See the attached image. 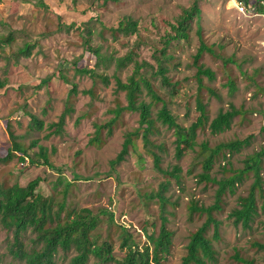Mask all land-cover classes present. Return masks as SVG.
I'll use <instances>...</instances> for the list:
<instances>
[{"label": "rangeland", "instance_id": "rangeland-1", "mask_svg": "<svg viewBox=\"0 0 264 264\" xmlns=\"http://www.w3.org/2000/svg\"><path fill=\"white\" fill-rule=\"evenodd\" d=\"M193 1L0 0V78L7 83L0 90V184L27 186L40 178L37 193L59 202L64 184L72 183L63 218L82 209L113 213L115 225L101 215L96 233L113 244L116 258L124 255L118 226L128 228L142 246L146 243L142 230L157 235L164 215L173 236L163 264H182L190 235L205 220L191 214L190 206H212L218 189L213 181L200 180L199 145L213 148L223 142L248 141L239 153L215 161L210 179L217 181L245 169L247 160L264 148V14L255 9L264 0H198L200 16L192 20L186 39L174 41L171 26ZM127 24H135L136 30L124 31ZM198 27L214 50L200 60L215 73L212 82L203 79L202 91L193 66L200 44ZM8 39L11 43H4ZM26 44L33 46L28 56L21 53ZM89 47L102 50L101 62ZM163 52L170 88L152 75L158 68L156 59L165 60ZM127 56L132 62L118 68L116 62ZM134 63L149 65L142 73L180 125L189 127L196 121L198 99L205 105L207 123L197 131L193 149L179 160L173 130L157 121L148 146L140 135L124 161L112 164L126 135L140 126L139 113H122L111 124L116 108L127 106L116 79L127 83ZM86 69L106 77L108 84L80 73ZM140 101L151 103L145 90ZM231 107L240 111L231 127L212 134L209 123ZM160 109V104L153 105V118ZM64 113V128L57 132ZM31 115L43 122L41 129L32 126ZM11 131L32 157L45 151L52 166L31 164L28 158L23 162L20 155L2 161L13 148ZM261 175L264 180V158ZM254 182V173H246L235 192L223 197L221 210L215 212L221 240L214 243L216 258L208 264H264V197L258 196V214L249 228L231 217ZM158 194L167 200L164 207ZM213 234L214 227L209 236ZM11 239L12 234L0 227L3 264H26L9 254ZM27 243L32 246L30 239ZM75 255L61 251L57 264H70ZM95 263L93 257L89 264Z\"/></svg>", "mask_w": 264, "mask_h": 264}, {"label": "trees", "instance_id": "trees-1", "mask_svg": "<svg viewBox=\"0 0 264 264\" xmlns=\"http://www.w3.org/2000/svg\"><path fill=\"white\" fill-rule=\"evenodd\" d=\"M255 9L258 11L257 13L264 14V4H259L258 8ZM200 14L201 10L198 0H194L189 8H184L176 23L171 26V31L174 34L173 40L186 39L192 20L194 17L200 16ZM123 30L128 33L134 32L136 25L127 24ZM197 34L200 44L193 58V66L196 69L195 77L198 81V89L202 91L205 88L202 85L203 79L212 82L215 80V73L210 68L201 64L200 60L205 53L214 54V50L204 42L200 27L197 29ZM11 41L12 39H8L4 43L10 44ZM32 47L31 44H26L21 53L28 56L31 53ZM89 49L98 62L103 60L101 49L93 47H89ZM164 53L161 57L165 59ZM1 56L0 50V59ZM159 58L156 59L158 68L155 74L152 73V75L160 77L162 85L170 88L172 86L167 78L168 71L164 67L166 59L163 61ZM129 62H132L131 56L119 59L116 63L118 68H123ZM134 65V72L127 80V83L123 84L120 80L116 79L117 89L126 94L127 106L116 108L114 111L116 116L111 121V124L116 122L122 113H139L140 126L134 132L126 135L122 150L112 164L116 166L124 161L125 156L133 146L134 138L141 135L144 144L148 146L151 143L150 134L153 133V128L157 121L167 126L168 129L173 130L175 136V155L176 159L179 160L188 150L193 149L197 131L207 123L208 117L205 105L201 99H198L196 105L199 116L196 121L189 127L180 125L172 113H170L167 105L158 97L146 75L142 73V70L149 67V65L139 63H134ZM80 73L91 77L93 80H101L106 84L109 82L106 77L99 75L94 70L86 69L80 71ZM228 84L232 85V82ZM6 87V81H2L0 78V90ZM143 90L146 91V95L151 101L150 104L140 101ZM207 92L211 97H216L213 91L208 90ZM158 104L161 105V109L156 113V117L153 118V105ZM239 113L240 111L234 107H231L226 112L220 111L209 123L208 128L210 132L212 134H219L229 129L234 117ZM66 116L67 114L64 113L56 124L57 132L63 130ZM31 117L32 126L41 129L43 122L35 115H31ZM100 129L101 127H98L96 131L98 136ZM140 131H142L141 134ZM10 135L13 148L2 158V161L10 162L14 157L20 155L19 158L23 162L28 158L31 164L52 166L45 151H40L37 157H32L21 145L18 136L12 131ZM98 136L96 137L97 141H99ZM247 143V140H233L220 143L213 148H210L207 143L199 145L198 153L201 158L202 167L200 180H211L217 184L218 189L216 191L215 203L212 206L197 207L194 204L190 206L191 214L198 213L199 215H203L205 216V220L190 235L187 253L182 259V264H208L215 260L217 251L214 243L221 240V223L215 217V212L221 210L223 197L228 192L234 193L237 184L242 182L245 174L251 171L254 173L255 182L251 186L248 196L240 198V207L231 213V217L236 224H242L244 227L249 228L258 214V196L264 197V180L261 175L264 148L247 160L245 169L233 172L229 176H224L219 181L210 179L213 165L220 156L225 159L228 155L237 154ZM154 159L156 162L159 160L157 155H154ZM40 182L41 179L37 178L32 180L27 186L20 184L6 186L0 184V227L12 234L8 252L14 259L23 261L26 264H57V255L61 251L67 253L75 251L76 255L72 258L70 264H89L93 257L96 258L95 264H163L165 256L169 253L173 236L167 227L166 216L163 215L161 217V224L157 235L146 229L142 230L146 238V243L142 246H140L135 235L128 228L118 226L120 230V248L124 251V255L121 258H116L113 244L108 240L102 241L101 235L96 233L103 221L101 215L109 216L111 224L115 225L114 214L108 210L95 213L91 209H82L74 210L66 218H63V213L67 208V196L72 183L67 182L64 184L63 201L58 202L53 197L37 193ZM157 197L162 207H164L167 201L165 197L162 194H158ZM212 227H214V234L210 237L209 232ZM28 239L32 243L31 247L27 243ZM3 261L4 256L0 254V264H3Z\"/></svg>", "mask_w": 264, "mask_h": 264}]
</instances>
